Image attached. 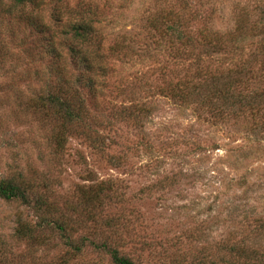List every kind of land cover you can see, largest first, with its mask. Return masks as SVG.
<instances>
[{"label":"rangeland","instance_id":"1","mask_svg":"<svg viewBox=\"0 0 264 264\" xmlns=\"http://www.w3.org/2000/svg\"><path fill=\"white\" fill-rule=\"evenodd\" d=\"M70 46L100 63L62 95L83 122L48 103ZM261 47L264 0H0V181L32 191L0 199V264H264V101L210 102Z\"/></svg>","mask_w":264,"mask_h":264},{"label":"trees","instance_id":"2","mask_svg":"<svg viewBox=\"0 0 264 264\" xmlns=\"http://www.w3.org/2000/svg\"><path fill=\"white\" fill-rule=\"evenodd\" d=\"M14 5H22L30 0H12ZM56 16L54 15L52 18L54 19ZM44 26V25H43ZM69 29L72 30L73 35L76 40L82 42L83 44H88L93 41L94 38V28L91 24H88L86 22H75L72 25L68 26ZM170 30H174V28L169 27ZM179 39V38H178ZM264 47H261V50H263ZM69 49L71 52V60L72 64L74 66H77L78 68V76L76 79L67 80L64 81L62 79V90L58 89V87L54 90H51L50 94L48 91V97L49 101L48 103L51 105L54 112L57 113V115H60V117L65 121H81L83 122L85 120V108H84V101L83 98L80 97L79 101H77V97L72 96V100H64L63 94L67 92V89H69L71 86L75 87L77 89L76 94L78 93V90L80 88H86V87H92L91 80H88V75L91 70L95 68V64L98 63V66L100 65L99 59L95 57H91L89 54L82 53H76L75 48L73 46H70ZM97 56V55H96ZM60 57V56H56ZM98 68V67H97ZM100 71L103 72V68H100ZM105 71V69H104ZM249 76V81H251L253 84H255L254 87L250 86L249 83H245L242 80V76H244V72ZM255 72V71H254ZM251 68H244L242 67L240 70L235 71L234 75L237 77L236 79H230L229 81L224 82L221 84V86L216 87L215 85H210L211 91L214 94L213 98L210 102H212L215 106L218 102H220L222 105H226L227 107H231L234 105H237L244 102L256 103L258 102V99H262L261 101H264V91L262 87L264 77L259 76L260 72L257 74V72L254 73ZM238 84L243 86H238ZM239 87L237 90V93H235L233 90L237 89L235 87ZM72 88V87H71ZM55 90H58V93L55 92ZM75 94V95H76ZM57 95H60L58 97ZM57 96V97H56ZM69 98V97H68ZM70 99V98H69ZM251 99H254L253 102H251ZM39 100L43 103H47V101L44 99L43 96H39ZM71 102L72 104H70ZM236 103V104H234ZM30 188L27 186L26 188L22 184H17L13 181H0V199H3L5 201H11V200H19L26 202L32 193V191H28ZM94 204L98 205L102 201V198L94 197L93 200ZM98 203H97V202ZM264 223V222H263ZM263 224L259 223V226ZM59 231L67 233L66 227L64 226V223H59L56 226ZM262 227V226H261ZM19 235H25L26 232H22L20 230L18 232ZM66 240L68 237L65 235L64 237ZM95 246L94 248L97 249H107L105 248V245L103 246ZM79 251V249H78ZM108 253L111 257V260L114 264H133L128 259L122 257L119 255V253L116 250H108Z\"/></svg>","mask_w":264,"mask_h":264}]
</instances>
